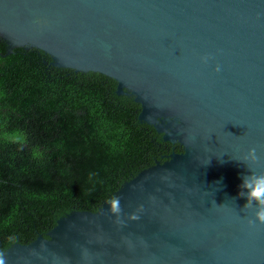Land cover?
Here are the masks:
<instances>
[{"label":"water","instance_id":"water-1","mask_svg":"<svg viewBox=\"0 0 264 264\" xmlns=\"http://www.w3.org/2000/svg\"><path fill=\"white\" fill-rule=\"evenodd\" d=\"M0 40L112 79L182 151L116 192L124 226L108 202L73 211L6 264H264V225L236 199L251 148L264 171V0H0Z\"/></svg>","mask_w":264,"mask_h":264},{"label":"trees","instance_id":"trees-1","mask_svg":"<svg viewBox=\"0 0 264 264\" xmlns=\"http://www.w3.org/2000/svg\"><path fill=\"white\" fill-rule=\"evenodd\" d=\"M0 40V252L46 237L73 211L95 212L178 144L140 122V106L98 73L55 68ZM19 130L22 150L4 137Z\"/></svg>","mask_w":264,"mask_h":264},{"label":"clouds","instance_id":"clouds-1","mask_svg":"<svg viewBox=\"0 0 264 264\" xmlns=\"http://www.w3.org/2000/svg\"><path fill=\"white\" fill-rule=\"evenodd\" d=\"M203 59L206 60L207 58ZM216 71H219V68H217ZM4 139L8 143L20 145L21 150L24 144L27 143L26 137L19 130L10 134L6 133ZM259 159L260 157L257 155L256 148H251L247 155L240 161L247 166L250 174L241 177L242 183L239 185V192L236 199L242 198L246 201L243 210L249 211L252 214V218L246 221L250 228L264 225V171L257 172L253 167L249 166L255 165ZM107 205L108 214L115 217L113 222L121 227L124 226V221L121 219L122 208L120 205V198L118 196H113L110 198ZM142 211L143 206L138 207L134 213L127 216V220L137 221ZM81 256L85 261L90 259L87 249H82ZM0 264H6L3 252H0ZM65 264H68L67 259H65Z\"/></svg>","mask_w":264,"mask_h":264}]
</instances>
